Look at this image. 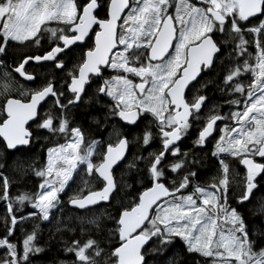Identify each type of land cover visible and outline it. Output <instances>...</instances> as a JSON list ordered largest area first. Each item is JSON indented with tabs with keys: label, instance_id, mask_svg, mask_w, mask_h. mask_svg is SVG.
I'll list each match as a JSON object with an SVG mask.
<instances>
[{
	"label": "snow or ice",
	"instance_id": "1",
	"mask_svg": "<svg viewBox=\"0 0 264 264\" xmlns=\"http://www.w3.org/2000/svg\"><path fill=\"white\" fill-rule=\"evenodd\" d=\"M98 10H105V16L100 17ZM53 22L57 27L50 26ZM94 25L99 29L94 43L85 45ZM45 35L49 48L43 54L23 53L12 71L0 72V96L6 101L0 105L6 112L0 136L10 150L27 146L33 133L25 125L33 121L38 130L47 131L46 138L63 137L65 142L47 149L45 165L35 170L43 182L34 194L11 196L10 181L0 172V200L7 207L6 216L0 218L5 225L0 264H31V257L43 251L36 244L39 225L22 241L11 238L26 219L51 222L60 195L81 166L89 177L99 178L103 187L86 195L80 189L69 203L84 209L108 202L117 190L113 167L126 159L129 145L142 142L147 148L157 138L161 147L147 157L134 155L127 163L143 190L133 203H121L116 210L113 235L118 234V246L106 251L90 235L83 241L73 239L65 247L75 256L72 264H147L145 246L150 241L155 245L152 251L159 252L176 238L189 253L207 258V264H264V248L257 251L252 239L262 233L256 228L250 234L244 216L229 203L232 195L238 204L250 201L264 182V0H0V55L6 56L14 45L42 49ZM82 45L87 50L68 68L65 57ZM228 45L231 50L225 63L223 49ZM217 61L222 70L227 69L221 91L242 97L226 101L238 109L229 115L219 114L216 108L203 114L207 97L198 94L199 89L191 99L186 96V90L192 92V82L205 69L215 68ZM30 62L52 65L35 88H25L12 75L15 72L35 83L37 74L27 67ZM7 67L0 60V68ZM105 71L114 74L105 79ZM246 73L250 82L244 84ZM94 80L102 82L88 102L108 98L103 126L112 128L98 163L93 158L102 142L93 140L82 148L84 132L70 119ZM13 93L24 99L12 98ZM50 100L52 108L41 114ZM117 118L123 122L120 127L110 124ZM229 120L232 124L222 128L217 124ZM140 121L148 123L142 134L129 140L122 127L138 126ZM194 126L197 135L192 148L182 151L181 143ZM212 141L213 147L207 149ZM225 154L245 167L242 180ZM206 158H215L218 171L210 184L201 186L194 181ZM26 202L37 211L17 216ZM258 214L264 215V202ZM87 224L101 229L100 217L88 219Z\"/></svg>",
	"mask_w": 264,
	"mask_h": 264
},
{
	"label": "trees",
	"instance_id": "2",
	"mask_svg": "<svg viewBox=\"0 0 264 264\" xmlns=\"http://www.w3.org/2000/svg\"><path fill=\"white\" fill-rule=\"evenodd\" d=\"M80 3H84V0H79ZM106 14L105 10H99V16L104 17ZM251 38V37H249ZM14 49H13V48ZM8 48V54L6 56L1 55V60L5 62L8 66L7 69L0 68V72L7 70L12 71L11 67L14 65V61L17 60L21 54L32 52L28 48L31 46H23L16 47L15 45ZM231 50V45L224 47L223 52L224 55L222 59L225 60V63H228L226 57L228 56L229 51ZM250 52L255 51L254 48H249ZM213 76H208L207 73L203 74L201 80L203 82L205 88V96L207 97L206 102L208 105L212 103V100L216 98L215 93L219 91V105L221 106L220 112L225 108L222 105V97L224 94L221 91L223 87L222 77L226 75L227 69L222 70V65L220 61L216 62V67L212 69ZM210 72V73H212ZM35 74V73H34ZM12 75L16 78V81L20 85H23L25 88H35L37 84L40 83L39 77H37V81L35 83L26 84L21 81L16 75ZM39 76V74H37ZM249 75V74H248ZM248 77V76H247ZM249 78V77H248ZM89 90L87 88V95H85L86 101L80 103L79 107L72 110L70 119L75 125H78L82 128L84 132L85 141L92 142L93 140L99 139L101 136L105 134L107 130L106 137L109 136V127L103 126V118L106 113L104 104H101L103 98L98 97L97 99L92 100L89 103V99L94 96V94H90L88 96ZM12 98H21L16 93L12 94ZM98 101V102H97ZM5 103V98L0 96V105ZM49 103L52 104V101ZM212 106V104L210 105ZM2 110H0V114ZM54 114V112H53ZM99 119L101 121L100 124L96 123V120ZM118 123L116 119L112 120L110 124ZM148 121H140L138 122V126H135L132 130H136L140 135L145 128V125ZM103 134V135H102ZM127 136V135H126ZM56 142L51 144H46L45 147L40 148L38 144H32L30 148L23 149V158L20 155L13 154L11 155V163L7 166H3L0 168V172L3 173L4 176H7L10 181V195L15 197L21 194V186L23 185V193L34 194L39 191V185L43 182V178L35 175V170L42 168L45 163V155L46 149L53 147ZM160 146V141L156 139L151 144L150 147H143L142 142H134L139 149L134 154L132 152V148L129 149L127 163L132 160L134 155H142L147 157L148 153L152 150L153 145L156 144ZM185 143V142H184ZM183 144V143H182ZM189 150L185 148V151ZM207 149H210L207 146ZM206 149V150H207ZM139 151V152H138ZM202 155V154H201ZM127 163L125 164V168L121 171L122 166L115 173V180L117 184V190L113 193V197L110 199L109 204L105 207V215H98L92 217H100L101 219V229L97 230L95 226L88 225L87 220L92 217H87L84 214L78 213L74 210H71L68 207V202L71 197L74 196L75 190L72 186H76L79 183L71 182L70 187L66 189V191L60 195V211L58 213V218H54L56 216V212L54 213L51 222L37 220L36 218H31L23 221V238L26 233H31L34 229V226L39 225L36 229L37 231V246L43 248V251L33 255L31 257V264H66L68 260L65 257L74 258V254L68 253L65 251V247L67 244H70L73 239L79 238L82 241L87 239L88 236H92L100 241L101 245L105 247L106 251H110L113 246H118V234L113 235V231L117 227L115 224L116 210L120 207L121 203L125 206L133 203L135 197L139 195V192L143 190L141 186L140 178L137 177L136 180H133L135 176V172H129L127 168ZM140 167L143 168V163L140 164ZM232 168V165L230 164ZM233 169V168H232ZM234 170L238 172L240 175L238 180H242L244 177V171L239 167L234 166ZM121 171V172H120ZM217 167L215 166V158L211 160L205 159L204 166L200 169L199 178L194 181V183H199L201 186H206L210 184L213 180V177L217 175ZM81 176V174H79ZM76 175V176H79ZM124 177L122 179L121 177ZM94 177V175H93ZM119 178V180H118ZM122 179V180H121ZM135 181V182H134ZM92 183L88 186L90 187ZM97 185V184H96ZM128 185H131L129 187ZM86 187L85 186H80ZM234 191L238 192L239 189H236L234 186ZM190 191V189H189ZM187 194V193H185ZM264 202V182L261 183L259 188L254 191L253 196L250 201L245 202L243 205L238 204L236 200V196H230L229 203L231 207L237 209L244 218L246 223L249 226L250 234L256 228H259L262 234L252 236V239L256 242V250L259 251L260 248H264V215L258 214L261 203ZM31 205L27 202L23 206V216H27L30 210ZM7 213L2 214V218L6 216ZM17 216H21L20 211L17 212ZM84 222V235L81 234V222ZM21 223L17 226L14 237L11 239L21 241ZM57 227L61 230L57 231ZM69 229H74L71 231ZM5 225L3 219L0 220V236L4 235ZM155 247L153 242H149L146 247L148 256L145 257L148 264V259H152V264H207V259L201 257L195 253H189L187 251V247L180 240L176 239L172 245H169L166 249H163L159 252H154L152 249ZM2 252V253H1ZM4 255V250L0 249V256Z\"/></svg>",
	"mask_w": 264,
	"mask_h": 264
},
{
	"label": "flooded vegetation",
	"instance_id": "3",
	"mask_svg": "<svg viewBox=\"0 0 264 264\" xmlns=\"http://www.w3.org/2000/svg\"><path fill=\"white\" fill-rule=\"evenodd\" d=\"M99 11V10H98ZM99 29H98V26H94L93 27V31H91L90 33H89V36L91 37V39H88V38H86V41H85V45H91V44H93L94 43V38H95V35H94V33H95V31H98ZM219 35V34H218ZM16 46V45H15ZM12 47V46H11ZM16 47H23V46H16ZM13 48V47H12ZM47 48H49V45L48 46H46V47H44V48H42V49H36V50H34V51H32L31 53H35V54H43V49H47ZM14 49V48H13ZM87 50V47L86 46H84V45H82L81 47H78V48H75V51H74V53H69V55H68V57H65V60H66V65H67V67L68 68H72V66L74 65V64H76L77 62H78V60H79V57H80V53L82 52V51H86ZM66 51H68V50H66ZM63 55V54H62ZM0 60H1V55H0ZM44 64H45V66H43V67H41L40 65H37V64H33V63H30L27 67H28V69H29V71L30 72H33V73H35V74H39V76L37 75V77H39V80H41V78H42V74H47V73H49L51 70H52V65H51V62H44ZM11 70H12V67H11ZM58 71V70H57ZM210 72H212V69H205L202 73H201V75L199 76V78L197 79V81H199V83H197V81L193 84V85H191L190 86V88L192 89V92L191 93H188L187 91H186V96H188V98L189 99H191L193 96H195L196 94H197V90L199 89V93L198 94H201V95H205L206 94V92H205V88H204V86L203 87H201L202 85H203V82H202V80H201V78H202V76H203V74H205V73H209L208 74V76L210 75V76H213V72L212 73H210ZM14 74V73H13ZM112 74H114V73H111V72H109V71H105L104 72V78L106 79V78H109L110 77V75H112ZM15 75V74H14ZM17 76V75H16ZM18 78H19V76H17ZM49 79H51V76H49L48 77ZM20 79V78H19ZM135 79V81L137 82V79L136 78H134ZM21 80V79H20ZM22 81V80H21ZM23 82H25V81H23ZM102 81H100V80H94L92 83H91V85L90 86H86L87 88H88V90H89V93H88V96L90 95V94H95V92H96V89H97V87L99 86V84L101 83ZM26 84H31V83H27V82H25ZM194 86V87H193ZM223 94H224V97H222V105H224L225 106V108L220 112V110H221V106L219 105V91L218 92H216L215 93V95H216V98L215 99H213L212 100V106H210L211 104H209L208 105V102H205V106L202 108V113L203 114H205V115H207L208 114V112H209V110H211V109H214V108H216L217 109V111L219 112V114H222V115H225V112L226 111H229V110H231V106L229 105V104H227L226 103V101L227 100H229V99H233L234 97L233 96H229L228 94H227V92H222ZM100 97H102L103 98V100H102V102H101V104H106L107 102H108V98L107 97H104V96H100ZM86 99H88V98H85L84 97V100L86 101ZM51 101V100H50ZM49 101V102H50ZM47 103V104H45L44 106H43V108L41 109V114H43V112H45V111H47V110H49L50 108H52V104L51 103ZM72 110H75V108L74 109H72ZM107 109L105 108V110L104 111H106ZM53 112H54V110H53ZM4 118H6L5 117V115H4V111H2V113L0 114V123H2V120L4 119ZM116 121L118 122L117 124L116 123H114L115 125H117L118 127H120V126H122L123 125V123L121 122V121H119L118 120V118L116 119ZM112 124H113V122H112ZM217 124L218 125H220V121H218L217 122ZM135 126H133V127H129V126H127V127H122V131H123V134L124 135H127L128 136V138H129V140H133L134 139V137H136L139 133L135 130H132L133 128H134ZM27 129L30 131V132H32L33 133V138H32V142L29 144V145H27V146H21V147H19V148H17V149H15L14 151H8V149H7V146H6V144L4 143V141L0 138V165H3V166H7V165H9L10 163H11V155H13V154H16V155H20L21 156V158H23V149H28V148H30V147H32L31 145L32 144H34V143H36V144H38V146H39V149L40 148H43V147H45V145L46 144H51V143H53V142H56L55 143V145L53 146V147H55L58 143H64L65 142V139L63 138V137H49V138H46V137H48V133H47V131L46 130H38L37 129V127H36V124L34 123V122H32L31 124H29L28 125V127H27ZM111 131H112V128H110L109 129V134L111 133ZM190 135L189 136H187V137H185L184 138V140L182 141V143H181V148H182V151H185V148H188V149H191L192 148V142H193V140L196 138V135H197V128L194 126L193 128H191L190 130ZM106 134H107V130L105 131V134L103 135V136H101L99 139H96V140H98V141H101L102 142V144H101V147L100 148H98V153H99V156L98 157H95L93 160L94 161H100L101 159H102V155H100L105 149H106V145H107V143L109 142V140H108V138H109V136H107L106 137ZM108 135V134H107ZM213 135L214 136H217V133L216 132H214L213 133ZM38 137V138H37ZM115 140H116V137H115V139L113 140V141H111L112 143H115ZM159 139L157 138V141H158ZM160 141V140H159ZM155 142H156V139H155ZM185 142V143H184ZM89 143H91L90 141H88V142H84V144H89ZM213 145H214V141H212V143H210V144H208L207 146H209V148L211 149L212 147H213ZM152 145H150V147H151ZM52 147V146H51ZM159 147H161V143H160V146L159 145H157V143L156 144H154L153 145V148H152V150L151 151H154L155 149H157V148H159ZM130 148H132V152L134 153V154H136L137 152H135V151H137L139 148L136 146V145H134V144H130L129 145V149ZM135 148L137 149V150H135ZM48 149V148H47ZM47 149H46V155H45V158L47 157ZM187 150V149H186ZM139 152V151H138ZM128 153H129V150H128ZM128 153H127V156H128ZM127 158L128 157H126V159L125 160H123L119 165H117L116 167H115V169L112 171L113 172V176H114V180H115V173H116V171L118 170V169H120V167L122 166L123 168H121V171H123V169L125 168V164L127 163ZM258 160V159H257ZM45 163H46V160H45ZM45 163H44V165H45ZM234 166L235 167H237V164L236 165H232V168L234 169ZM239 167L241 168V165L239 164ZM82 168V167H81ZM242 169V168H241ZM243 170V169H242ZM120 171V172H121ZM244 171V170H243ZM82 172L80 171V170H78L76 173H74V175H73V179L71 180V181H69V185L71 184V182H77V183H79L78 185H76V186H72L73 188H74V190L76 191L75 192V194L80 190V189H84V193L83 194H87V192L89 191V190H96V191H98V190H100L102 187H103V183H102V181L99 179V178H97L95 175H94V177L92 176V177H89L87 174H86V172L85 173H82ZM244 173H245V171H244ZM79 174H81V176L79 175ZM76 175H79V176H76ZM122 179H124V177L122 176L121 177ZM121 179V180H122ZM118 180H119V178H118ZM115 182H116V180H115ZM135 182V181H134ZM90 183H92V185H90V187L88 186ZM97 184V185H96ZM67 186L66 187V189L67 188H69L70 186ZM86 185V187H80V186H85ZM66 189H65V191H66ZM23 193V185L21 186V194ZM63 194V193H62ZM61 194V195H62ZM109 204V201L107 202V203H100V204H98V205H96V206H94V207H92V208H89V209H86V210H77V209H74V208H71L70 206H69V202H68V206H69V208L71 209V210H73L74 209V211H76V212H78V213H81V214H84L85 216H87V217H92V216H98V215H105V213H106V211H105V207L107 206ZM30 210H31V212H33V211H35L32 207L30 208ZM59 211H60V205H58V207L56 208V210H54L53 212H56V216H54V218H58L57 216H58V213H59ZM3 213H7V207H6V202L5 201H3V200H0V218H2V214ZM20 214H21V216H23V209H22V211H20ZM38 221L40 220V219H38V218H36ZM1 220V219H0ZM27 220V219H26ZM20 231H21V233H22V236H21V241H22V239H23V222L21 223V225H20ZM2 253V252H1ZM66 258V260H68L67 261V263L66 264H72V262L75 260V256H74V258H71V257H65Z\"/></svg>",
	"mask_w": 264,
	"mask_h": 264
},
{
	"label": "rangeland",
	"instance_id": "4",
	"mask_svg": "<svg viewBox=\"0 0 264 264\" xmlns=\"http://www.w3.org/2000/svg\"><path fill=\"white\" fill-rule=\"evenodd\" d=\"M194 2H195V0H194ZM51 27H57V24L55 23V22H53L51 25H50ZM60 27H63V25H60ZM41 44L43 45V48L44 47H46V46H48L49 44H48V42H47V35H45V39L44 40H42L41 41ZM30 51H34V50H36L37 48L35 47V46H31V48H28ZM250 77V74L248 75V73H246L245 74V78H244V80L242 81L244 84H247V83H249L250 81H249V78L248 77ZM137 79V82H138V78H136ZM234 98H240V99H242V97H240L239 95H237V96H235ZM232 110H238L237 108H236V106H231V110H229V111H226L225 112V115H229L230 114V111H232ZM222 115V114H221ZM225 123H229V124H232V122L229 120V121H220V125H219V127H223L224 126V124ZM217 138H218V135H217ZM115 139V136H113L112 137V139H111V141H113ZM108 140H109V138H108ZM114 142V141H113ZM90 144V143H89ZM135 145V144H134ZM88 146V144H82L81 145V147L82 148H86ZM98 150V149H97ZM135 150H137L136 148H135ZM99 156V153H98V151H97V154L96 155H94V158L95 157H98ZM93 158V159H94ZM225 159H226V162H228L229 164H231V165H236V164H238L239 165V163H238V161L237 160H235L234 158H232L231 156H227V154H225ZM46 160H47V157H46ZM99 161H94V163H98ZM82 168H81V172L82 173H85L86 171H84V170H82L83 169V166H81ZM81 173V174H82ZM35 210V209H34ZM54 210H56V209H53V211ZM35 211H37V210H35ZM176 239H178V240H180L179 238H176ZM181 241V240H180ZM182 243H184L183 241H181ZM186 246V245H185ZM195 254H197V253H195ZM149 254L147 253L146 254V256H148ZM197 255H199V254H197ZM145 256V257H146ZM200 256V255H199ZM202 257V256H201ZM207 259V258H206ZM153 263V260L150 258V259H148V264H152ZM155 264V263H154Z\"/></svg>",
	"mask_w": 264,
	"mask_h": 264
},
{
	"label": "water",
	"instance_id": "5",
	"mask_svg": "<svg viewBox=\"0 0 264 264\" xmlns=\"http://www.w3.org/2000/svg\"><path fill=\"white\" fill-rule=\"evenodd\" d=\"M125 11H127V10H125ZM119 23V22H118ZM94 26H96V25H94ZM93 26V27H94ZM95 39V38H94ZM30 63H33V64H36L35 62H30ZM15 75H17V76H19L18 74H16L15 72H13ZM22 81H25V82H27V83H32L31 81H26L24 78H22V77H19ZM199 78V76L197 77V79ZM196 81H193L192 82V84L191 85H193L194 83H195ZM190 85V86H191ZM189 86V87H190ZM187 91V90H186ZM6 102V101H5ZM4 115H5V117H6V112H4ZM33 121H29L26 125H25V128L27 129V127H28V125L29 124H31ZM122 122V121H121ZM123 123V122H122ZM129 127H133V125H128ZM0 138L4 141V143L6 144V141L4 140V138H3V136H0ZM21 146H23V145H18L17 146V148H19V147H21ZM16 148V149H17ZM8 149V148H7ZM15 149H8V151H14ZM258 160L260 159V158H257ZM122 161H120L117 165H119L120 163H121ZM117 165H115L114 167H113V170L115 169V167L117 166ZM241 168L246 172V169H245V167L243 166V165H241ZM112 170V171H113ZM100 203H107V202H103V201H101V202H99L98 204H100ZM98 204H96V205H98ZM96 205H91V206H88V207H86V208H84V209H81V208H79V207H75V206H73V205H71L70 203H69V206L71 207V208H74V209H77V210H86V209H89V208H92V207H94V206H96ZM146 247H147V245L145 246V249H146Z\"/></svg>",
	"mask_w": 264,
	"mask_h": 264
},
{
	"label": "bare ground",
	"instance_id": "6",
	"mask_svg": "<svg viewBox=\"0 0 264 264\" xmlns=\"http://www.w3.org/2000/svg\"><path fill=\"white\" fill-rule=\"evenodd\" d=\"M69 207V206H68ZM74 210V209H73ZM77 211V210H76ZM79 212V211H78Z\"/></svg>",
	"mask_w": 264,
	"mask_h": 264
}]
</instances>
